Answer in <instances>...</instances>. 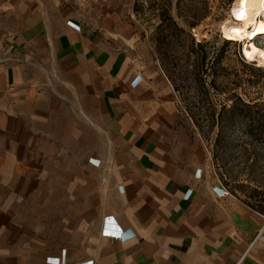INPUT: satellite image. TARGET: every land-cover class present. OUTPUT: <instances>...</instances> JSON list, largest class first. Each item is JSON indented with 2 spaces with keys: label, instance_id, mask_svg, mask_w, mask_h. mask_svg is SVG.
<instances>
[{
  "label": "crops",
  "instance_id": "0c3cea01",
  "mask_svg": "<svg viewBox=\"0 0 264 264\" xmlns=\"http://www.w3.org/2000/svg\"><path fill=\"white\" fill-rule=\"evenodd\" d=\"M129 4L0 0V264H264V210L212 192Z\"/></svg>",
  "mask_w": 264,
  "mask_h": 264
},
{
  "label": "rangeland",
  "instance_id": "374dc122",
  "mask_svg": "<svg viewBox=\"0 0 264 264\" xmlns=\"http://www.w3.org/2000/svg\"><path fill=\"white\" fill-rule=\"evenodd\" d=\"M234 1L130 0L129 45L142 47L150 68L172 85L181 128L197 137L206 154L205 170L216 182L212 192L223 189L263 211L264 65L248 60L244 42L221 34V26L235 20ZM198 42L202 48L194 46ZM252 43L263 47L261 38ZM75 165L80 167L78 160ZM89 181L95 188L90 175Z\"/></svg>",
  "mask_w": 264,
  "mask_h": 264
},
{
  "label": "bare ground",
  "instance_id": "6f19581e",
  "mask_svg": "<svg viewBox=\"0 0 264 264\" xmlns=\"http://www.w3.org/2000/svg\"><path fill=\"white\" fill-rule=\"evenodd\" d=\"M232 7L234 21L221 26L225 39L246 44L245 56L257 65H264V0H235ZM261 38L263 47L252 41Z\"/></svg>",
  "mask_w": 264,
  "mask_h": 264
},
{
  "label": "built area",
  "instance_id": "2783aa9c",
  "mask_svg": "<svg viewBox=\"0 0 264 264\" xmlns=\"http://www.w3.org/2000/svg\"><path fill=\"white\" fill-rule=\"evenodd\" d=\"M67 24H70L71 26H73L74 28H78V26H76L75 24H72L71 22L67 23ZM90 163L92 165H95L97 166L96 163L94 160H91ZM218 192L221 193V194H218L220 196H223V195H228L230 194L229 192L223 190V189H218ZM263 220H264V215H263ZM102 231H101V236L103 237H108L110 238L111 240H115V241H120L122 242L126 237L124 236V231L123 229H121L120 227H118L113 218L112 217H106L103 222H102ZM263 228H264V225H263ZM46 264H66V260L64 259V257H60V258H47L46 259ZM83 264H92V261L91 262H86V263H83Z\"/></svg>",
  "mask_w": 264,
  "mask_h": 264
},
{
  "label": "trees",
  "instance_id": "16d2710c",
  "mask_svg": "<svg viewBox=\"0 0 264 264\" xmlns=\"http://www.w3.org/2000/svg\"><path fill=\"white\" fill-rule=\"evenodd\" d=\"M192 27H194V26H192ZM224 43L225 44H227V43H229V41L227 40H224ZM194 46H196V47H199V48H202V42H198V43H196ZM204 62H205V56L204 55H202L200 58H198V60H197V67L199 68V72H198V74L200 73V71H203V66H204ZM242 62H244V60H242Z\"/></svg>",
  "mask_w": 264,
  "mask_h": 264
}]
</instances>
